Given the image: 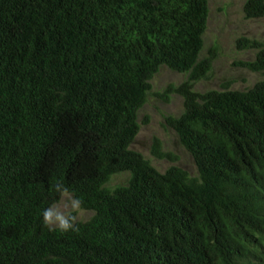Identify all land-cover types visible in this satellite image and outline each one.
Masks as SVG:
<instances>
[{"label":"trees","instance_id":"obj_1","mask_svg":"<svg viewBox=\"0 0 264 264\" xmlns=\"http://www.w3.org/2000/svg\"><path fill=\"white\" fill-rule=\"evenodd\" d=\"M247 19L264 0H245ZM209 0H0V264H264V79L197 91ZM264 73V41L240 37ZM197 172H164L131 148L151 80ZM151 152L177 159L154 138ZM128 173L125 184L109 183ZM62 181L93 212L79 231H49L42 211Z\"/></svg>","mask_w":264,"mask_h":264},{"label":"rangeland","instance_id":"obj_2","mask_svg":"<svg viewBox=\"0 0 264 264\" xmlns=\"http://www.w3.org/2000/svg\"><path fill=\"white\" fill-rule=\"evenodd\" d=\"M245 0H209L210 14L205 33V45L202 57L217 46V56L208 78L195 84L197 91L209 89L221 90L228 85L231 89L243 90L264 79V73L252 72L236 63L241 60H253L256 50L239 49L236 44L240 37L255 38L264 41V17L247 19L244 16ZM187 79V75L163 66L150 81L152 89L147 102L138 113L140 130L131 148L142 153L160 171L164 172L172 165L184 168L191 174L197 169L191 154L181 144L176 132L167 125V115H179L183 110V98L172 94L168 101L161 93L169 84L178 85ZM154 138L161 142L162 150L177 155V159H161L151 152ZM128 173L115 174L109 185L114 187L125 184ZM72 197L69 194V198ZM64 198H60L62 203ZM93 212L84 210L81 220H88Z\"/></svg>","mask_w":264,"mask_h":264},{"label":"clouds","instance_id":"obj_3","mask_svg":"<svg viewBox=\"0 0 264 264\" xmlns=\"http://www.w3.org/2000/svg\"><path fill=\"white\" fill-rule=\"evenodd\" d=\"M54 191L58 198H64L62 203H51L42 211V223L49 231H79V223L83 215V201L79 197L69 198V189L62 182L57 181Z\"/></svg>","mask_w":264,"mask_h":264}]
</instances>
